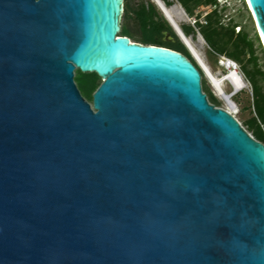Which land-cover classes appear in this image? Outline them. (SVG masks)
<instances>
[{
  "label": "water",
  "instance_id": "water-1",
  "mask_svg": "<svg viewBox=\"0 0 264 264\" xmlns=\"http://www.w3.org/2000/svg\"><path fill=\"white\" fill-rule=\"evenodd\" d=\"M124 12L0 0V264H264V144Z\"/></svg>",
  "mask_w": 264,
  "mask_h": 264
},
{
  "label": "trees",
  "instance_id": "trees-1",
  "mask_svg": "<svg viewBox=\"0 0 264 264\" xmlns=\"http://www.w3.org/2000/svg\"><path fill=\"white\" fill-rule=\"evenodd\" d=\"M168 7L176 5L174 1L162 0ZM189 17H195V10L200 7L213 9L205 17V23L201 22L199 16L196 18L195 26L182 25L181 29L187 37H195L200 34L207 45L212 50L222 57H226L237 65H240L241 71L246 80L250 83L253 93V107L256 117L245 123L249 132L253 133L254 138L264 144V67L261 65V59L257 55L256 45L250 35H248L241 27L240 32H236V25H224V10L219 9V0H175ZM125 5L124 19H129V14L132 12L141 32V42L146 46H158L167 48L185 55L201 72L202 86L204 93L208 96L211 104L217 108H221L219 101L212 95L206 87L204 75L200 67L197 65L192 55L186 47L179 41L176 33L171 25L159 13L155 3L151 1L141 2L136 9L130 8L128 0ZM162 13V12H161ZM122 37L131 39L133 34L125 26L122 29ZM164 33H167L172 40ZM83 74L77 70L76 73ZM90 80L85 90L80 89L82 95L88 102L93 101V95L101 86V79L97 74H89Z\"/></svg>",
  "mask_w": 264,
  "mask_h": 264
},
{
  "label": "rangeland",
  "instance_id": "rangeland-1",
  "mask_svg": "<svg viewBox=\"0 0 264 264\" xmlns=\"http://www.w3.org/2000/svg\"><path fill=\"white\" fill-rule=\"evenodd\" d=\"M143 1L144 2L151 1L153 3L152 0H128V3H129L130 8L132 10V9H136V7ZM174 3L176 4L175 6L182 9V7L179 4H177L176 1H174ZM218 3L221 6L219 8L220 10L221 9L223 10V8H226V10H224V21H223L224 25H226V26L236 25V30H235L236 32H238V30H239L238 27H241L248 35H250V38H252L253 41L255 42L257 55L261 59L260 60L261 65L264 67V50L261 46L259 37L256 33L254 21L252 19V16H251L249 10H248V7L245 3V0H219ZM126 4H127V2L125 0V5ZM157 9H158V7H157ZM182 10L185 14V17H184V20L181 22V26L182 25L195 26L197 16L200 17L201 22L204 24L206 15L208 13H210L213 9L207 8V7H200V8L195 10V17L194 18L189 17V15L186 14L184 9H182ZM158 11L162 15V17H164V15L161 13V11L159 9H158ZM164 19L166 20L165 17H164ZM125 26L133 34L131 41L135 42V43L142 44V43H140L141 39H142L141 32H140L139 26H138L137 21H136L134 15L132 14V12L129 14V19L125 20L123 18L122 29ZM121 36H122V33H121ZM177 37H178L179 41L186 47V45L179 38L178 35H177ZM166 40L170 41V38H167ZM191 40L194 44L195 49L198 51V53L201 55L202 59L204 60L205 65L207 66V68L211 71V73L215 77L221 78L222 76L228 74L229 71L224 67L225 63L222 61V56L217 55L216 53H212V50L210 49V47L207 45V43L205 42V40L203 39V37L200 34L197 33V35L195 37H191ZM186 49L190 53V51L187 47H186ZM195 62L200 67L199 63L196 60H195ZM200 69L202 70L201 67H200ZM237 69H238L239 73L243 76V78L247 84V88L245 90L241 91L240 93H238L237 95H235L233 97L231 103H226L217 96V94L215 93V91L213 89L211 81L207 77V73H205L204 70H202V72H203L204 79L206 82V87L212 93V95L219 101L221 108L228 111L230 114H233V116L241 123L242 127L252 137H254L253 133L249 132L248 127L245 125V123L250 121L252 118L256 117L255 110L253 107L254 99H253L252 87H251L250 83L246 80L245 76L243 75L241 68H240V65L237 66ZM89 80H90L89 74H84V73L80 74L78 72L76 73L75 82H76L78 88L79 87L80 88L81 87L82 88L87 87ZM102 82L103 81L101 80V83ZM84 88L82 89V91L85 90ZM225 90L227 91L228 94L234 93V88L229 83H227L225 85Z\"/></svg>",
  "mask_w": 264,
  "mask_h": 264
},
{
  "label": "bare ground",
  "instance_id": "bare-ground-1",
  "mask_svg": "<svg viewBox=\"0 0 264 264\" xmlns=\"http://www.w3.org/2000/svg\"><path fill=\"white\" fill-rule=\"evenodd\" d=\"M152 1L156 4V6L162 12L166 20L175 29L179 38L183 41V43L189 49L192 57L199 63L202 70H204V72L207 73V77L211 81V84L217 96L220 99H222L224 102L231 103L235 95H237L238 93H240L241 91L247 88V84L243 76L239 73L236 66L230 62L229 63L226 62L224 64V67L229 71L228 74L222 76L221 78L215 77L205 65V62L202 59L201 55L195 49L191 38L187 37L181 29V22L184 20V17H185V14L182 10L183 8L181 9V8H178L177 6L168 7L162 0H152ZM171 1H175V0H171ZM245 3L252 16L254 25L256 26L257 15H256V9H255V1L245 0ZM227 83L231 84L232 87L234 88L233 94H228L227 91L225 90V85Z\"/></svg>",
  "mask_w": 264,
  "mask_h": 264
},
{
  "label": "built area",
  "instance_id": "built-area-1",
  "mask_svg": "<svg viewBox=\"0 0 264 264\" xmlns=\"http://www.w3.org/2000/svg\"><path fill=\"white\" fill-rule=\"evenodd\" d=\"M196 24V23H195ZM239 30H238V32H240V30H241V28H238ZM222 61L224 62V63H232L233 65H235L236 66V68H237V64L235 63V62H233V61H231L230 59H228V58H226V57H222ZM221 109H223V108H221Z\"/></svg>",
  "mask_w": 264,
  "mask_h": 264
},
{
  "label": "flooded vegetation",
  "instance_id": "flooded-vegetation-1",
  "mask_svg": "<svg viewBox=\"0 0 264 264\" xmlns=\"http://www.w3.org/2000/svg\"><path fill=\"white\" fill-rule=\"evenodd\" d=\"M164 34H165V36H167L168 38H170V36H169L167 33H164ZM171 40H172V39H171ZM92 103H93V101H92ZM92 103H91V104H92Z\"/></svg>",
  "mask_w": 264,
  "mask_h": 264
},
{
  "label": "clouds",
  "instance_id": "clouds-1",
  "mask_svg": "<svg viewBox=\"0 0 264 264\" xmlns=\"http://www.w3.org/2000/svg\"><path fill=\"white\" fill-rule=\"evenodd\" d=\"M232 61V60H231Z\"/></svg>",
  "mask_w": 264,
  "mask_h": 264
}]
</instances>
